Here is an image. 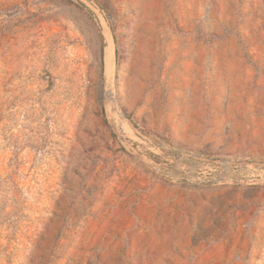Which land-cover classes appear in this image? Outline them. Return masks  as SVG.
Returning a JSON list of instances; mask_svg holds the SVG:
<instances>
[{"label":"rangeland","instance_id":"obj_1","mask_svg":"<svg viewBox=\"0 0 264 264\" xmlns=\"http://www.w3.org/2000/svg\"><path fill=\"white\" fill-rule=\"evenodd\" d=\"M0 264H264V0H0Z\"/></svg>","mask_w":264,"mask_h":264},{"label":"bare ground","instance_id":"obj_2","mask_svg":"<svg viewBox=\"0 0 264 264\" xmlns=\"http://www.w3.org/2000/svg\"><path fill=\"white\" fill-rule=\"evenodd\" d=\"M111 57H112V42L110 37H108V44L105 47V72L107 76L111 68Z\"/></svg>","mask_w":264,"mask_h":264}]
</instances>
